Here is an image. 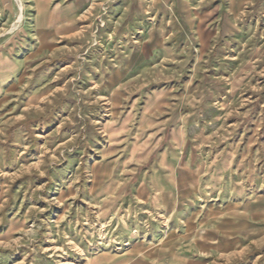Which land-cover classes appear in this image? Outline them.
Listing matches in <instances>:
<instances>
[{
	"label": "rangeland",
	"instance_id": "rangeland-1",
	"mask_svg": "<svg viewBox=\"0 0 264 264\" xmlns=\"http://www.w3.org/2000/svg\"><path fill=\"white\" fill-rule=\"evenodd\" d=\"M90 1L77 32L57 38L35 26L32 0H0V264H84L91 252L78 244H103L118 227L99 218L106 180L131 183L116 212L151 211L137 184L176 183L190 167L227 172L217 194L238 191L243 229L253 202L264 207V0L236 13L225 0L192 13ZM35 4L45 20V0ZM123 83L130 93L114 108L103 91ZM150 96L154 124L108 139L103 122L137 118ZM244 232L237 264L255 258Z\"/></svg>",
	"mask_w": 264,
	"mask_h": 264
},
{
	"label": "crops",
	"instance_id": "crops-1",
	"mask_svg": "<svg viewBox=\"0 0 264 264\" xmlns=\"http://www.w3.org/2000/svg\"><path fill=\"white\" fill-rule=\"evenodd\" d=\"M161 1L171 7L169 10L177 12L220 11L223 8V0ZM257 1L236 0L234 8L232 0H225V4L228 11L236 13ZM32 3L36 11L35 26L55 30L57 38L77 32L78 15L87 7L86 0H45L48 14L56 17L53 22L49 21L50 14L40 21L35 0ZM118 72L117 76L124 79L129 68L119 69ZM103 92L114 108H118L120 101L123 105L130 93L124 83L109 85ZM151 104L152 96L146 99L137 118L130 113L104 121L102 129L105 135L108 139H118L133 125L154 124L148 119ZM110 133L113 135L111 138ZM226 173L216 170L202 175L190 167L178 176L176 183H138L134 197L148 200L151 211L136 213L113 210L114 205L126 195L131 183H111L107 180L97 183L95 194L104 202L99 218L110 221L108 225L112 226L117 221L118 227L111 229L110 238L103 244H78L82 251L91 252L84 264H237V260L242 259L240 244L244 229L253 243L248 252H255L250 264H259L264 258V227L255 223L258 216L264 219V207L262 202H253L250 219L255 223L250 222V226L243 229L236 214L240 199L238 191L232 190L229 195L217 194L220 183H232L223 182ZM106 177L103 176V179ZM70 236L75 243L81 241L76 237L79 235L70 233Z\"/></svg>",
	"mask_w": 264,
	"mask_h": 264
}]
</instances>
